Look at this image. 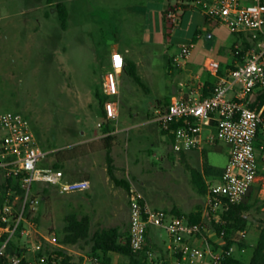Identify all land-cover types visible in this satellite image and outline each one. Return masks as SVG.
I'll return each mask as SVG.
<instances>
[{
	"label": "rangeland",
	"instance_id": "374dc122",
	"mask_svg": "<svg viewBox=\"0 0 264 264\" xmlns=\"http://www.w3.org/2000/svg\"><path fill=\"white\" fill-rule=\"evenodd\" d=\"M85 1L73 0L76 9H71V0H56L68 7L69 20L63 30L56 3L0 0V114L17 112L30 121L42 147L52 152L40 167L52 165L58 151L75 149L82 156L60 170L67 180L87 178L92 184L88 192L67 194L51 184H33L30 198L35 201V210L31 209L32 219L25 225L31 229V236L15 238L11 248L15 254L19 250L27 264H43L44 259L32 250V244L43 242V236L55 233L58 245L43 242L42 248L50 251L61 246L66 217L73 213L90 217L91 236L111 227L129 232V192L116 185L107 170L106 122L96 97L110 68L106 51L116 41L129 51L128 59L137 65L148 89L137 85L125 70L118 76L119 117L109 122L115 136L112 157L116 177L128 181L152 208L168 212L178 209L185 215L199 211L202 219L210 222L207 197L192 184L191 169L201 167L200 157L174 152L170 136L151 120L157 103L167 102L182 88L184 78L174 60L170 65L169 59L178 56L181 46L195 38L196 30L209 29H203L201 38L195 40L193 50L201 62L207 57L224 60L218 50L222 46L230 48L235 35L223 25H205L199 11L193 22L185 17L183 24L171 32L163 15L170 5L186 0H95L101 7L115 9H80ZM184 13L180 11L181 18ZM210 131L216 134V129ZM226 148L224 142L209 147L210 164L225 166ZM258 155L263 171L264 151L258 150ZM259 192L255 188L246 199L253 206L246 213L247 248L235 254L247 262L264 228V193ZM15 204L16 211L21 202ZM150 231L149 250L154 255L149 263L177 264L168 248L176 244L171 236L161 228L152 227ZM65 250L74 263L95 264L86 241L65 246ZM125 262L117 255L113 264Z\"/></svg>",
	"mask_w": 264,
	"mask_h": 264
},
{
	"label": "built area",
	"instance_id": "2783aa9c",
	"mask_svg": "<svg viewBox=\"0 0 264 264\" xmlns=\"http://www.w3.org/2000/svg\"><path fill=\"white\" fill-rule=\"evenodd\" d=\"M196 9L213 23L225 26L231 34L245 37L249 47L242 61L235 58V66L229 67L221 75V64L208 60L205 71L216 78L210 96L186 98L177 96L167 107H155L151 122L173 135L172 147L179 153L200 149L204 126L216 121V134L208 137L210 144L224 142L230 147V155L222 176L210 183L207 194V207L210 221L222 222V214L232 206L246 202L255 189L264 193V175L260 171L258 150L264 151V140L259 147L256 140L259 132L264 139V106L260 111L251 108L256 95L264 94V0H189L179 2L167 10L164 22L174 32L181 24L180 11ZM195 44H184L180 54L174 57L178 68H183ZM243 41L239 39L232 55H240ZM125 58L121 52H114L110 58V68L104 73L101 92L107 98L104 103L106 120L111 122L119 117L118 76L124 71ZM181 123L174 127V124ZM0 178L18 179L26 190L24 200L15 211L14 206L5 205L0 220L6 226L0 227V239L8 238L1 245L0 255H6L15 238L30 237V223L24 216L27 202L35 210L31 200L34 183L56 186L61 194L88 192L92 188L88 179L67 180L63 171L52 165L40 167L51 155L40 144L30 121L17 112L0 114ZM19 200L16 197V201ZM129 243L134 252L145 249L148 234L152 227L161 228L175 241L168 248L176 256L177 264H222L235 257L237 244L228 245L226 231H218L201 223H191L185 216H175L163 209L152 208L144 196L133 186L128 194ZM24 225V226H23ZM246 237V231L237 233ZM43 242L58 245L55 233L42 237ZM43 242L33 243L32 250L38 252ZM243 251V250H242ZM148 259L153 258L151 250L146 251ZM11 264H21L25 256H8ZM43 260V259H42ZM90 260L95 264H106L98 258ZM44 263V261H43Z\"/></svg>",
	"mask_w": 264,
	"mask_h": 264
},
{
	"label": "trees",
	"instance_id": "16d2710c",
	"mask_svg": "<svg viewBox=\"0 0 264 264\" xmlns=\"http://www.w3.org/2000/svg\"><path fill=\"white\" fill-rule=\"evenodd\" d=\"M189 1V0H186ZM49 5L56 3V0H47ZM58 17L61 22V27L63 30L67 28V23L69 20V12L67 6L62 3H56ZM165 14L163 15V19H165ZM207 24H215L208 17L205 16ZM196 39V36H195ZM241 39L243 41V51L240 55H235V58H238L239 61L243 60L245 56V50L249 47V42L245 37H238V40ZM234 50V47H233ZM169 63H173V58L169 59ZM235 61L230 67L234 68ZM126 74L134 80V82L143 88L145 91H148L146 85L144 84L142 78L138 74V67L132 61H127V64L124 68ZM208 87L204 88V92L202 97H208L212 94L214 89V79L212 77L207 78ZM207 89V90H206ZM96 97L98 99L99 106L101 108V117L105 120L106 123L103 125V133L105 135V151H106V160H107V170L111 179L115 182L116 185L124 187L128 192H130L131 184L128 181L123 179H118L115 175V167H114V159L112 157V150L115 142V136L113 135L114 130L110 127L109 121L106 120V114L104 111V103L107 100L105 96H103L101 92V86L96 91ZM169 102L166 103L158 102L156 107H167ZM264 106V94L260 93L255 96L252 101L251 108L255 111H260ZM181 123L174 124V127L180 126ZM162 130V129H161ZM162 132L168 134L173 143V135L167 131L162 130ZM263 135L259 132L256 145L257 147L263 141ZM183 154L182 152H179ZM209 151L205 150L202 153V164L199 169L192 168L191 176H192V184L198 193L202 196H207L210 183L219 179L224 171V168L214 166L210 164L208 160ZM82 156L80 153H77L75 149H69L67 151H58L55 156V162L52 164L54 169H63L65 164L70 162L71 160L77 159ZM26 190L22 187L20 180L18 179H10L4 180L0 178V208L1 210L5 205L16 206L14 203L16 197L19 198V201L23 202L25 197ZM33 200V199H31ZM31 202H27L25 206L24 216L27 221H31L32 219V210H31ZM253 208L252 205L247 202L241 203L239 205L232 206L229 211H226L222 214V222L215 223L214 221H210L209 223L206 220L202 219V214L198 211L196 213H190L189 215L183 214L178 209H173L169 211L170 214L175 216H185L191 223H201L210 228H214L219 232L224 230L227 233V242L230 246L231 244H237L240 251H244L247 248L245 238L240 237L237 233L247 231L249 220L246 217V213H248ZM90 217L83 216L79 217L76 214H70L66 217V225L63 229V238L60 241L61 246L56 247L53 250H48L42 248L38 251V258L44 259L43 264H77L73 262V258L68 256L65 250V246H74L82 241H86L91 246V256L90 258L93 260L98 258L102 262L106 264L114 263V255L122 256L126 259L124 264H150L149 259L146 255V251L149 250V235L147 243L144 251L142 252H134L129 243V232L123 233L118 227L104 228L98 230L90 235ZM5 227L6 224L1 222L0 227ZM24 226V225H23ZM8 238V235H4L0 240V245L5 242ZM14 243H11L13 247ZM11 247V248H12ZM18 256H22L20 251H16ZM15 251L10 250V256L14 255ZM9 256V255H8ZM6 255H0V264H11L10 260ZM241 257L237 259L236 257L226 259L222 264H264V228H262L258 242L253 249V255L249 262L245 261ZM21 264H27V261L23 259Z\"/></svg>",
	"mask_w": 264,
	"mask_h": 264
},
{
	"label": "crops",
	"instance_id": "0c3cea01",
	"mask_svg": "<svg viewBox=\"0 0 264 264\" xmlns=\"http://www.w3.org/2000/svg\"><path fill=\"white\" fill-rule=\"evenodd\" d=\"M74 4H73V0H71V9H76ZM169 7L171 8L173 6L170 5ZM79 8L80 9H115L114 7H112V8L111 7L110 8L109 7H101L99 2H97L95 0H86L84 5L83 6L80 5ZM196 11H199V10L190 9V10L185 11V13H184V15L182 17V20H181L182 21L181 25L183 24L185 17H188L190 22H193L192 19L194 18V14H195ZM200 14H202V13L200 12ZM204 22H205V25H212V24H207L206 23L205 16H204ZM215 25H217V24H215ZM203 29L205 31H209L208 28L197 29L196 30V38H201L202 31H204ZM195 40H196L195 38L191 39V40H189V43L193 42L195 44ZM237 41H238V37L235 36V41H234L233 45L230 48H225V47L222 46V48L220 50H218V54L219 55H224V57H225L224 60H219L217 58L207 57L203 62H201L198 59V54L194 53V50L196 48V45H195V48L192 51L189 59L186 61L184 67L183 68H179V69L177 68V71L184 78V82L180 83V86L182 88L180 90H178V92H175V94H173L170 97L168 102L170 103L172 101V99L174 97H177V96H184L186 98H194V97L202 96V94L204 92V88L206 86L208 87L207 78L209 76L212 77V79H214V87H215L216 78L211 76L208 72L205 71L206 62L208 60L218 61L221 64L220 74L223 75L227 71V69L230 67V65L233 64V62H234V57L232 55V50H233V47L235 46V44L237 43ZM211 50L216 52V50H213V48ZM117 51L121 52L123 54L126 64H127V61H131L130 59H128L129 51L127 49H124L122 44H121V42H119V41L113 42L111 44V46H110V50L106 51V57H105L106 61H109L110 58H111L112 53L117 52ZM173 60H174V58H173ZM160 102H162V101H160ZM162 103H166V102H162ZM212 128L216 129V121H214V120L211 122L210 126H204V131H203V140H204V142H203L201 148L200 149L183 151V157L184 156L191 157V156L195 155L196 157H200L201 164H202V153H203V151H205V150L210 151L209 147H213V146L217 145V143L210 144L207 141L209 136L214 135L210 131ZM219 150L222 151V148L219 149ZM225 154H226L227 161H228V158H229V155H230V147H229V145H227V148L225 149ZM260 158L261 157H259V155H258L259 165L261 163L260 162ZM263 161H264V156H263ZM221 168H224V166H222ZM262 170L263 171H261V165H260V171L264 175V168H262ZM83 179H87V178H83ZM88 180H90V179H88ZM150 233H151V231H150ZM116 261H117V255H114V263Z\"/></svg>",
	"mask_w": 264,
	"mask_h": 264
}]
</instances>
